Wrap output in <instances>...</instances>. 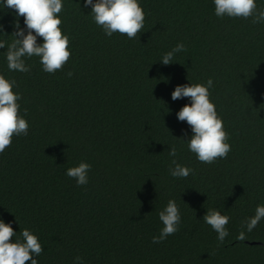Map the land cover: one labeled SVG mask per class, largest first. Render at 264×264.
<instances>
[{
  "label": "trees",
  "instance_id": "1",
  "mask_svg": "<svg viewBox=\"0 0 264 264\" xmlns=\"http://www.w3.org/2000/svg\"><path fill=\"white\" fill-rule=\"evenodd\" d=\"M63 2L71 55L61 70L46 73L33 56L29 72L9 71L0 49V74L16 81L29 122V134L14 135L0 154V218L17 236L25 228L38 236V264L76 256L85 264H264V219L237 239L264 204V24L218 18L212 0H140L138 36L107 37L82 0ZM15 21V10L0 9V39L12 42ZM178 42L187 51L158 62ZM209 78L231 146L212 164L182 140L191 129L176 112L188 99H171L177 85ZM172 146L193 169L187 178L169 173ZM81 161L92 167L78 187L65 173ZM169 199L181 210L180 230L153 244ZM208 208L230 217L224 243L202 220Z\"/></svg>",
  "mask_w": 264,
  "mask_h": 264
},
{
  "label": "clouds",
  "instance_id": "2",
  "mask_svg": "<svg viewBox=\"0 0 264 264\" xmlns=\"http://www.w3.org/2000/svg\"><path fill=\"white\" fill-rule=\"evenodd\" d=\"M82 3L84 8L91 9L94 23L107 37L119 33L126 34L128 39H135L144 28L145 12L140 0H82ZM212 3L214 14L218 18H251L254 24H264V7H258L257 0H212ZM63 7V0H0V9L15 10L16 16V31L12 34V42L0 39V49L6 48L5 59L9 71L29 72L26 59L33 56L39 58L42 70L46 73L54 74L63 68L71 55L69 37L62 33L60 27L62 20L59 14ZM20 17H23L24 27L20 25ZM0 34H4L3 25H0ZM38 38H42V42H38ZM186 51L185 44L178 42L158 62L170 65L174 63L176 54ZM67 75L71 77L73 73L68 72ZM16 86L14 79L9 80L0 74V154L11 145L14 135L19 137L29 134L26 110L24 115L20 114L18 101L22 96L18 91H13ZM213 86V79L209 78L206 83L177 85L171 93L173 101L188 99V103L176 112L178 121L186 122L191 129V135L182 140L198 161L207 164L214 163L217 158H226L231 151L223 119L210 99L209 90ZM168 155L173 158L169 167L173 178L184 179L192 174V168L175 159V146L168 149ZM91 167V164L81 161L78 165L69 167L65 174L75 180L78 187L85 186L89 183ZM158 216L163 227L158 236H153V244L162 243L178 232L182 222L181 210L175 199H169ZM229 219V216L221 214L215 208H208L202 218L217 233L220 243H224L229 236L226 227ZM262 219L264 204H258L255 214L242 221L243 227L237 239L246 241L245 229L248 233L252 232ZM42 251L38 236L30 229H23L17 236L12 223H6L0 218V264H26L27 261L38 264L34 257L40 256ZM73 264H85L84 258L76 256Z\"/></svg>",
  "mask_w": 264,
  "mask_h": 264
}]
</instances>
